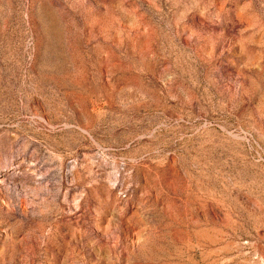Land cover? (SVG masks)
<instances>
[{
	"label": "rangeland",
	"instance_id": "1",
	"mask_svg": "<svg viewBox=\"0 0 264 264\" xmlns=\"http://www.w3.org/2000/svg\"><path fill=\"white\" fill-rule=\"evenodd\" d=\"M0 264H264V0H0Z\"/></svg>",
	"mask_w": 264,
	"mask_h": 264
}]
</instances>
